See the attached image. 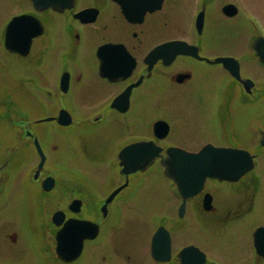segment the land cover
I'll list each match as a JSON object with an SVG mask.
<instances>
[{
    "label": "rangeland",
    "instance_id": "obj_1",
    "mask_svg": "<svg viewBox=\"0 0 264 264\" xmlns=\"http://www.w3.org/2000/svg\"><path fill=\"white\" fill-rule=\"evenodd\" d=\"M92 1L77 0V6H87ZM235 2L240 10L236 25L259 31L264 35V0H235ZM29 8L23 0H0V34L15 14L30 12ZM193 9H195V2L191 0H165L158 16H167L170 29H163L158 39L191 34ZM165 25L166 23L161 22L160 28ZM216 31V28L209 25L204 29L203 37L206 36V40L210 42L208 47L212 51H225L228 48L226 45L228 42H235V46L231 48H235L236 53L248 52L247 35L235 37V40L225 43L220 40L215 41ZM244 31L240 33L245 34ZM100 40L101 38L88 39L81 47L80 57L85 65V72L94 79L96 87H99L101 92L104 83L94 74V61L90 66L93 48ZM56 56H60L57 48L51 47L43 51L41 57L33 56L34 58L27 63L20 61L21 59L17 56L5 53L0 47V144L5 145L9 142L8 134L13 118L21 117V115L31 118L44 114L39 110L40 106H34L30 92H24L23 87H27L28 91L31 90L29 86L32 87V85L27 81V77L32 75L31 69L37 67L40 75L37 76L38 81L41 80L44 85L55 89V73L58 70L56 61L54 62ZM192 66H195L199 72L190 83L187 92H182L183 89H181L179 97L176 93L179 91L165 85L164 88L169 89L170 93L165 100L162 96V99L159 97L158 109L151 108L154 112H149L146 105H140L131 112L127 120L130 124L136 122L132 127L133 135L147 138L150 118L154 114H159L175 126L170 140L186 149L196 150L206 141L222 144L225 142V136L229 134L239 147L251 153L259 150L260 148H255L254 139L256 132L264 130V100L251 104L244 103L242 90L236 83L235 88L232 87L230 79L221 70L205 68V64L201 62H195ZM240 73L242 77L257 81L261 87H264L263 66L252 60L249 63L242 62ZM199 91L204 98L202 103L185 99L188 94L193 97ZM92 95L91 92L88 96L80 92L76 96V103L80 105L87 102L90 106L103 104V100L93 98ZM55 108L56 103L53 102H49L44 107L50 114L55 112ZM87 113L94 115L93 108ZM218 113L220 118L217 120ZM41 124L48 125L47 122ZM113 140L110 149L106 146L98 149L90 135L79 136L75 153H69L67 157L74 165V173L71 175L73 181L78 185L89 187V198H92L96 205L120 182L118 169L114 163L116 152L113 148L116 145ZM27 152L30 155L31 150ZM66 153L64 152V157L67 156ZM101 163H106L107 168ZM255 163L254 170L248 178L238 182L217 183V192L214 196L216 211L201 213L193 209L189 211L185 219L188 227L177 241L183 240L196 245L204 252L207 251L205 253L208 261L212 260L216 264L251 263L253 232L258 226H264V161L259 163L256 158ZM68 169L70 168H64L63 171L68 174ZM158 169V164L155 163L145 172L133 176L135 182L141 180V185L152 186V191H148L152 193V197L147 199L137 195V188L133 186L123 190L114 200V203L121 201V208L116 218L115 215L112 216L113 219L105 228L106 231L96 242H93L95 246H86L85 254L78 264H155L148 255L149 233L159 225L160 221L157 217L160 214L171 212V204L165 198L168 195L166 183L168 181H157L155 173ZM26 179H30L28 174ZM27 185L26 183L25 187ZM10 190L8 188L4 191L5 194H10L9 196L6 195L4 199L0 197L2 264H31L26 261L30 259L32 246H24L23 248L27 249L25 253L19 248L25 241L34 242V234L38 232L37 215L32 211H38L32 205L33 194L37 193V187L31 184L30 190L21 186L17 187L13 193H10ZM172 200L170 199L171 202ZM12 228L18 231V243L13 249L3 244L5 231ZM18 253L23 254L22 258L18 257Z\"/></svg>",
    "mask_w": 264,
    "mask_h": 264
},
{
    "label": "water",
    "instance_id": "obj_2",
    "mask_svg": "<svg viewBox=\"0 0 264 264\" xmlns=\"http://www.w3.org/2000/svg\"><path fill=\"white\" fill-rule=\"evenodd\" d=\"M31 1L34 7L38 10L52 8L55 11L62 12L65 9L73 7L74 0ZM124 1L129 4L133 0ZM148 1L151 4L150 6H152L150 10L158 9L162 2V0H155V2H152V0ZM120 4L123 13L127 16L126 10L128 7L122 2H120ZM90 12L92 11H82L76 14V17L82 19L84 15ZM201 22L202 20L199 16L196 22L197 28H200ZM39 28V23L31 16H18L13 18L6 29V48L17 49L20 53H26L31 37L39 32ZM31 29H35V32ZM27 30H29L28 35ZM108 47L110 46L107 45L101 47V50ZM254 49L256 50L260 61L264 63V42L262 39L255 41ZM99 52L101 51L99 50ZM194 53L195 50L192 47L187 46L184 42H168L153 49L148 55V62L151 63L156 58L172 59L176 54ZM99 55L101 57V53ZM102 59L103 63L101 65V71L104 72L105 59L104 57H102ZM235 77L239 79L236 64ZM154 129L155 135L159 138L164 137L167 132V128H165L161 122H158ZM260 142L264 145V133ZM160 151L161 148L156 146L152 141L138 142L124 147L118 154L120 160L119 163L122 166V173L127 175L128 173L137 170H143L160 155ZM165 153L166 157L161 159V164L164 166L165 176L173 181L177 192L182 199L179 208L180 217L184 212L185 200L201 191L206 178L236 181L253 168V156L243 149L214 147L207 144L197 152H187L180 148L169 147L166 149ZM42 161L43 158L41 162ZM119 189L120 188L108 196L105 200L104 207L112 200ZM207 202L205 199V207H207ZM96 232L97 226L89 222L73 221L67 223L61 233L57 236V253L65 261H70L76 258L81 251L82 240L84 238H93L96 235ZM254 247L257 254L264 257V227H260L255 231ZM151 254L153 258L157 260H169L170 258V239L163 227L158 228L152 237ZM179 257L182 264H203L205 258L204 254L193 246H188L182 249L179 253Z\"/></svg>",
    "mask_w": 264,
    "mask_h": 264
},
{
    "label": "flooded vegetation",
    "instance_id": "obj_3",
    "mask_svg": "<svg viewBox=\"0 0 264 264\" xmlns=\"http://www.w3.org/2000/svg\"><path fill=\"white\" fill-rule=\"evenodd\" d=\"M113 7H111V6H109L108 5V0H96V2L94 3V5H93V7H97L98 8V10H99V14H101V13H103L105 10H106V8L109 10V12L111 11H113V12H115L116 11V9L119 11V9H118V7L116 6V5H112ZM112 9V10H111ZM112 12V13H113ZM113 17H114V13H113ZM68 19H70V20H68V24H67V26H69V29L71 30V31H73L74 29H73V27H74V25H75V20H71V17H68ZM147 20V17H145L144 18V20H143V22L142 23H140V24H134V25H131L133 28L134 27H136V29H135V31H136V33H132V36L133 37H135V40L131 43V45H129V44H126L125 43V45H126V47H127V49L131 52V54L135 57V59L137 60V62L139 61V59H141V61L143 60V57H144V55L145 54H143V56L141 57L140 56V54H141V46H142V39H140L139 37H137V32H138V34L140 33V34H145L146 36H148V34H149V30H148V28L147 27H145L146 26V24H145V21ZM95 33V32H94ZM158 64H156L155 66H154V68H153V71H152V74H151V77H152V79L151 80H153V79H155V77H156V75H157V72H158V67L159 66H157ZM143 67V66H142ZM142 67H140V69L142 68ZM139 69V70H140ZM134 71L133 73H132V75H131V77L129 78V79H127V80H125V81H117V82H109V81H107V80H105V82H106V84H107V91L108 92H106L107 94H109L110 92H112V91H116V90H118L113 96H112V98L114 97V96H116L117 94H119L124 88H125V86H127L128 84H130V83H132V82H134L139 76H141V75H143L144 77L146 76V74L144 73L143 74V69L142 70H140V71ZM137 73H138V76H137ZM137 76V77H136ZM151 77H149V79L151 78ZM148 80V79H147ZM138 90V88L137 89H134L133 90V92H132V94H131V96H130V103L134 100V98H135V96H134V91H137ZM111 98V99H112ZM111 99H110V101H111ZM111 115L112 114H114V115H117V114H119V115H122V114H120L119 112H117V111H111V113H110ZM25 133H30V131H25L24 130V135H25ZM27 139H29L28 137H26ZM56 149V146H52V150L54 151ZM41 174V172L39 173V175ZM64 212H65V217L66 218H70V217H74V215H72L71 213H69V212H67L66 210H64ZM52 227V226H51ZM48 236H49V238H48V240H47V245H46V247H45V250L47 251V252H50L51 251V249H52V247H54V245H51V244H53V241H52V236H51V233L49 232L48 233ZM10 238H13L12 236H10ZM30 251L31 252H33V247H30ZM257 261H260V259H257Z\"/></svg>",
    "mask_w": 264,
    "mask_h": 264
}]
</instances>
